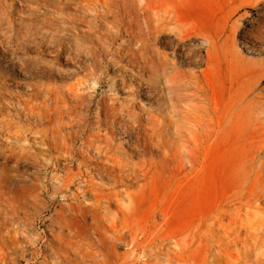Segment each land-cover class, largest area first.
<instances>
[{"label": "rangeland", "instance_id": "obj_1", "mask_svg": "<svg viewBox=\"0 0 264 264\" xmlns=\"http://www.w3.org/2000/svg\"><path fill=\"white\" fill-rule=\"evenodd\" d=\"M59 1L62 4V9L57 11L43 6L28 15L29 11L24 8L22 19L19 17L18 0L14 2L1 0L2 3H0V43H3L0 47L3 48L1 51L6 53V56L0 54V102L2 99L6 98L7 100L8 98L10 102L20 103L22 108V112L16 113L15 104L12 103L10 106L6 103L7 108L0 109V118L9 120L11 124L10 131L20 133V139L16 144L8 140V142H2L0 139V149L13 146L17 147L15 151L20 152V155L28 153L23 154L18 163L13 160L4 162L0 156V172L4 169L3 174L6 182L10 188L18 190V193H23L21 200L25 202H23V208L14 212L16 213L14 216L18 215V218L13 216L14 213L11 218L8 208L5 207L6 204L3 203L5 197L0 202V221L2 220L4 224V220L9 218V221L7 218L4 225L2 221L0 222V264H222L224 260H233L239 264H249L250 262V264H264V78L258 80L259 70L263 67L261 63L264 62V51L250 52L242 45L247 39L243 38V30L249 28L255 34L262 32L258 27L260 18L264 16V0H165L170 4V7L175 6V9L173 7L168 9L175 15L161 18L165 21L164 29L158 34L153 46L158 52L166 53L169 60H174V68L181 74L197 71L204 65L189 64L183 56L172 57L168 47L172 46V43H168L169 40H173L172 36L182 35L184 32L189 35H221L220 30L227 20L223 36V39H226L222 44L224 49L218 55L215 65L210 71L209 86H211L208 91V100L204 104V107L207 108L206 111L197 108L198 111L189 112L191 111L189 107V110H185L178 106L175 91L169 90L170 84L167 81L169 79L166 80L165 76L160 77L157 81V85L162 88V100L157 96L139 98V103L134 109L135 112L144 114L147 111L148 114L151 113L154 120L157 118L164 125L160 124L162 129L166 126L168 139L165 141L164 149L168 150H165L167 154L170 153L168 157L170 165L169 162L167 163L169 166H167L166 163L157 160V154L149 156L146 153L145 155L150 157L148 159L144 153L133 152L130 150V148L132 149L131 140L129 142L127 139V143L126 136L120 137L115 139L118 158L127 161L126 163L131 165H128L130 168H133V165L135 168L143 162L142 167L137 168H142L141 171L146 175L142 176L140 169H136L138 173L133 168L136 171H134L135 174L138 175L134 181L132 178L128 179L130 181L124 180L119 183L112 181L110 183V180L93 177L94 173L91 169H89V171L91 170L90 174H93L91 176L88 174L89 178L85 175L86 167L83 166V162L81 163V157L75 156V153L81 148L83 151L80 150L78 153L88 151L91 154L86 153L87 156L96 157L95 153L85 146V143L83 145L84 134V138H86V135L95 129L88 121L89 127L92 128L87 127L86 132L84 128L79 137L73 134L77 126L74 125V121H79L78 118H80H76L78 114L75 113L82 111L81 108L78 112L76 111L79 107L75 100L77 95H85L86 99L90 95L91 97L89 96L88 99L90 115L88 116L92 117L91 114L97 102L108 104L111 95L118 99H126L125 88H118L122 89V92L118 90L113 94L110 82L116 80L119 73L113 64L105 66L102 75L98 69L95 76L85 77L90 71V46L98 51L101 55L100 58L105 60L108 56L103 54L96 37L93 39L86 36L85 23L71 20L83 14V10L80 8L81 0ZM159 1L162 0H129L130 4L133 2L132 7L128 2H126V6L129 4L127 8L138 17L140 28L139 25L134 27V22H128V17H126V22L132 24V29L134 28L135 31L139 29L143 31L145 29L143 27L153 28V25L159 21L157 22L155 18L154 21L152 20L153 22L151 21V17L155 16L151 15L150 10L148 9L150 13L147 10L143 12V8L141 13L137 11L144 4L149 7H159ZM141 4L142 6H140ZM235 8V12L229 14ZM97 10L100 9L95 6V11L98 12ZM97 14H101V11ZM241 14H245V20L240 19ZM144 17L149 20H144ZM178 18L179 20H177ZM101 19L98 18L96 22L95 35H109V31L115 34L116 22L110 16ZM232 23L238 24L239 31L233 41L231 35H228ZM254 25L259 26H255V28ZM143 32H147L146 29ZM120 33V35L123 34L122 31ZM191 43H200L199 36H195ZM255 44L259 45L260 43L255 42ZM12 50L16 53L15 58H11L9 55ZM203 55L204 51L202 50L200 56L203 57ZM11 60L12 64L9 63ZM166 76L168 77L167 74ZM94 78H98L97 83H94ZM79 79L86 80L82 84L80 82L79 86L76 84ZM72 92L73 95H71ZM74 92H77L76 95ZM71 96H74L75 99L71 100ZM168 96H172L173 99L169 100ZM192 104L196 107L195 105L199 106L201 102L195 100ZM67 109L68 112L71 110L69 113L67 112L71 113L70 115L66 114ZM23 111L26 118L23 117L24 114H21ZM197 112L200 118H197V114L194 115ZM31 113L34 115L32 116ZM15 114H18V117ZM28 120L29 122H27ZM204 120L207 121L206 124ZM54 121L55 123H53ZM217 122L220 127L218 124L216 125ZM47 125L50 126L47 127ZM51 127H55L54 131L57 134H54ZM64 128L67 130L65 131ZM72 129L74 130L71 131ZM44 133L49 135L51 140L55 139L56 142L51 141L49 136L44 138L46 137ZM59 133L60 135H58ZM66 133H71L72 137L74 136L71 142L74 145L69 143ZM54 135L56 138L58 135V138L56 139ZM208 135H212V137L209 139ZM204 138L207 141L203 140ZM61 140L66 141L69 146L72 145L71 149L74 151L71 157H67L61 152V147H63ZM194 140L198 144L201 143L200 147L205 148L207 156L210 155L211 159L207 157L210 161H206L209 166H205L208 168H205V173H207L205 178L200 179L201 181L193 186L194 171L189 168L186 158L187 154L194 149L193 146L196 143ZM206 144L211 146L210 151L208 150L210 146L208 147ZM57 145L60 146V149ZM82 145L86 148H83ZM19 147L23 150H18ZM53 148L54 150H52ZM179 153H181L183 164L181 166L183 167H180V172H174L172 175L171 171L175 170L174 164L177 161L176 155ZM53 155L54 157L51 159ZM58 157L59 159H57ZM149 160L150 162H148ZM151 161L152 164L149 165ZM153 165L155 166L153 167ZM164 165L167 166V169ZM147 167L150 170L147 169L146 172ZM164 172L166 175L168 173V176ZM79 175H83V177ZM72 179L74 180L72 181ZM252 183L254 186L252 193L260 191V194L258 203L256 202L254 205L249 203L252 205L249 208V204L245 202L243 196L248 194ZM87 185L91 187L90 190ZM195 186L199 187V190L197 187L194 188ZM202 187L203 190H201ZM26 189H30V191ZM61 189L62 191H59ZM78 189L80 190L78 191ZM32 191L34 194L31 193ZM28 192L30 193L28 194ZM25 195L29 197L28 201H25V197L23 198ZM62 195L68 197L63 199ZM101 195L112 196L118 201H116L117 205L111 204L110 211H107L109 213L94 207V199ZM236 195L241 197V201L235 200ZM33 198H36L35 201L38 200V202H35ZM90 202L93 203V206ZM81 204H87L88 207L91 205L90 214L87 212L82 215L84 206L80 208ZM63 208L67 210L64 211ZM22 209H25L24 215ZM76 209H79L81 214L75 211ZM92 212L95 215H91ZM122 212L124 213L122 214ZM55 215H59V217L63 215L64 219L61 217L59 219L58 216L54 219ZM14 219H17V222ZM58 223L62 225L59 226Z\"/></svg>", "mask_w": 264, "mask_h": 264}, {"label": "bare ground", "instance_id": "obj_2", "mask_svg": "<svg viewBox=\"0 0 264 264\" xmlns=\"http://www.w3.org/2000/svg\"><path fill=\"white\" fill-rule=\"evenodd\" d=\"M10 2H14L15 0H9ZM17 1V0H16ZM19 2V5L20 7L18 8V12H19V17L22 19L23 17V10L24 8L27 9L29 11V14L28 15H31L32 12H34L35 10L38 11V9L41 7H49V9L51 10H54V11H57V10H60L62 9V4L61 2L58 0L56 1H51V0H18ZM146 1V0H145ZM126 2L129 3V0L126 1V0H81L80 1V8L83 10V14L80 16V17H77V18H72L71 20L75 21V22H78V23H85L86 24V31H87V37L88 38H93L96 37V40L98 41V45L100 46L101 50H103V54L108 56L107 59H102L100 58L101 55L98 53V51H95L93 47H89V52H90V59H91V64H90V71L87 73V75L85 77H92V76H95L96 72L98 71V69H100V74L102 75L103 74V70L105 68V66H108L109 64H113L115 65L119 71L118 73V76H117V79L116 80H112L110 83L112 85V92L113 94L116 93L118 90L122 92V89H118V88H125L124 92L126 93V99L124 98H116L114 95H111L109 98H110V101L108 104H104L103 102L99 101L95 104V107H94V111L92 112V117L91 116H88L90 115V101L88 100L89 99V96L86 97L88 99H86L83 95H77V97L75 96L76 93L78 92H74L75 93V97H76V104L78 105L79 109L76 111L78 112L81 108V112L79 111V113H75V114H78L77 117H80L78 118L79 121H74V125L76 126V130L72 129L71 131L74 130L73 134L75 136H78L81 135V133L84 131V128H85V132H86V128H90L91 126L95 129L93 130V132H89V130H87L89 133L86 135L87 137H85V134H84V137L83 139H85L83 141V145L84 143L86 144L85 146H87V148H89L93 153H95L96 157L95 158H90V155H86V153H90L88 151L85 152H82L83 150L80 148L81 153L78 151L80 150H76L77 153H75V156H80L82 161L81 163L83 162V166H85L84 168L86 169V172H85V175L87 176L88 174H90V171L92 170V172L94 173L93 177L96 176L97 178H99L100 180L101 179H104V180H110L109 182L111 183L112 182H122L124 180H127V181H130L128 179H132L133 178V181H134V178L137 177L138 175L135 174V172L137 171L136 169H140V168H137V167H142V163H140L141 165L137 166L134 168V165H133V168L136 170H134L133 168H130L129 166H131L129 163H126L127 161L123 160V159H120L118 158V156L116 155V149L117 147H115V139H118L120 137H124L126 136V142L128 143L127 139L131 140V147L132 149L130 148V150H133L134 151H139L141 153H144V155L147 153L149 154V156H152L151 154H157L156 156H158V159L160 162L162 163H166L167 166L170 165V162L168 161V157L170 156V153L168 152V154L166 153V149L165 148V144H166V139H168L167 137V131L165 129V127H163L164 129L161 128V123L157 120H154L152 117H151V113L148 114L149 112L145 111L144 114H137L135 112V108L137 106V104L139 103V98L140 97H152V96H157L159 97L161 100H162V93H161V90L162 88H160L158 85H157V81L160 77H164L165 76V79L167 80V78L169 80V90H174L175 91V95H176V98L177 99V103H178V106H181L183 107L185 110H189L188 107L191 109V111L189 112H196V110L198 111L197 108H200L199 110H203V111H206V107H204V104L205 102L208 100V95H209V90H210V86H209V83H210V79H209V76H210V71L212 70V68L214 67L215 65V61L217 60L218 58V55H220L223 51V42L226 38L223 39V36L225 34V31H226V27H227V20L225 22V24L223 25V27L221 28L220 30V33L221 35H189L188 33H185L182 34V35H174L172 36L173 37V40H169L168 43H172V46H168L170 48V55L172 57L174 56H183L186 60L187 63L189 64H194L196 66H198L199 64H202L204 65L203 68L197 70V71H192V72H187L185 74H181L179 70L175 69L174 68V60H169L168 57H167V54L166 53H161V52H158L155 48H154V43L156 42V38L159 36L158 34H160L162 32V29H164V25H165V21L164 19H161V18H166V17H169V15H173L174 12H171L170 10H168L169 8H174L175 9V6L172 5L170 7V4H168V2H166L165 0H162V1H159V7H156V6H152V7H149L147 6V4L143 7L140 8L139 11H137L138 13L141 11V9L143 8V12H145L148 9L150 10V12L152 13L151 15L155 16V17H151V21L155 18L156 21L158 23H155L153 25V28H146V27H143L146 29L147 32H143L145 31V29L142 31V29H139L140 28V25L138 24V21H137V18L135 13H133L130 9L127 8V6L130 4H128L126 6ZM156 2V1H155ZM0 3L1 0H0ZM133 2H131L132 4ZM149 3V1H148ZM151 3V2H150ZM12 4V3H11ZM130 4V6H131ZM143 4V3H142ZM142 4L140 6H142ZM133 5V4H132ZM95 6H98L99 7V11H101V14H97L98 12L95 11ZM132 7V6H131ZM147 8V9H146ZM173 9V11H174ZM264 9V8H263ZM236 10V8L231 11L229 14H232L234 13ZM136 12V11H135ZM142 12V13H143ZM149 12V13H150ZM176 12V11H175ZM136 13V14H138ZM141 13V12H140ZM160 13V14H158ZM18 14V13H17ZM177 14V12H176ZM27 15V14H26ZM175 15V14H174ZM242 15V14H241ZM264 15V14H263ZM107 16H110V18H112L115 22H116V32L115 34L113 32H108L109 35H95L96 33V30H95V27H96V22L98 21V18L101 19V18H106ZM144 16V15H143ZM142 16V17H143ZM148 16V15H147ZM250 16V15H249ZM248 16V17H249ZM71 17V16H70ZM101 17V18H100ZM128 17V19L126 18ZM177 17H178V14H177ZM245 14H243L240 19L242 20H245ZM128 20V22H134L135 23V26L134 27H138L139 25V30L135 31L132 29V24L130 23H127L126 21ZM102 20V19H101ZM144 20H147L145 17H144ZM149 20V19H148ZM147 20V21H148ZM175 20V19H174ZM179 20V18L177 19ZM249 20V19H248ZM254 20V19H253ZM252 20V21H253ZM140 21V19H139ZM154 21V20H153ZM152 21V22H153ZM114 22V23H115ZM146 22V21H145ZM167 22V21H166ZM254 22V21H253ZM260 22V26L259 25H254V27H258V29L260 28L262 30V32H259L257 34L255 33H252L251 29L249 30L248 29H245L242 31L243 33V38H247L246 39V42L243 43L242 45H244V47H246V49L248 51H256V50H259V51H264V16H262V18H260L259 20ZM259 22H255V23H259ZM144 23V22H143ZM149 23V22H148ZM146 23V24H148ZM120 25V26H119ZM122 25V27H121ZM149 25V24H148ZM146 25V26H148ZM251 25V24H249ZM145 26V25H144ZM150 27V25H149ZM166 27V26H165ZM229 27V25H228ZM255 27V28H256ZM169 28V27H168ZM253 28V27H251ZM84 29V28H83ZM240 29V28H239ZM124 34L120 35L121 32ZM229 32V33H228ZM228 35H231V38H232V41L234 40L235 38V35H237L239 33L238 31V24L236 23H232L230 25V28L228 30ZM255 32V31H254ZM152 34V35H151ZM154 34V35H153ZM195 36H199L200 38V43L198 44H192L191 41L195 39ZM168 39V38H167ZM245 40V39H243ZM175 42V43H174ZM187 42V43H185ZM255 42H258L260 43L259 45H256ZM174 43V44H173ZM226 43V42H225ZM3 44V43H2ZM2 44L0 43V46H2ZM167 44V43H166ZM248 44V45H247ZM165 45V44H164ZM3 48L0 47V54L3 55V56H6V53L2 52ZM227 49V48H226ZM204 51V55L203 57L200 56V52L201 51ZM101 53V52H100ZM8 55V54H7ZM11 58H15L16 57V53L12 50L11 51V54H9ZM229 56V55H228ZM98 58V59H96ZM175 58V57H174ZM179 60V59H178ZM184 60V59H183ZM182 61V60H181ZM9 62V61H8ZM176 62V60H175ZM184 62V61H183ZM9 63H13L12 60L9 62ZM178 63V62H177ZM180 63V62H179ZM104 64V65H103ZM261 65H263V67L259 70V73H258V80H262L264 78V62L261 63ZM259 67V66H258ZM108 68V67H107ZM168 75V77L166 76V74ZM165 74V75H164ZM100 75V76H101ZM106 77V76H105ZM104 78V77H103ZM82 80V78H80ZM77 80V85L80 83L82 84V82H85L86 79H83V81L81 80ZM95 81H98L97 79L98 78H94ZM88 81V80H87ZM86 81V82H87ZM108 81V80H107ZM97 83V82H96ZM79 84V86H80ZM78 86V87H79ZM74 87V86H73ZM212 88V87H211ZM79 90V89H78ZM76 91V90H75ZM69 94V93H68ZM80 94V93H79ZM71 95H73V92L71 93ZM74 96L71 98L72 99H75ZM173 96V95H172ZM172 96H168V99L172 100L173 97ZM91 97V96H90ZM68 98V97H67ZM148 99V98H147ZM195 100H198L199 102H201V105L199 104L198 105H195L196 107H194L192 104L193 101ZM74 101V100H73ZM72 101V102H73ZM10 105V104H15L16 109L17 111H15L16 113H19L20 111L22 112V108H21V105L20 103H16V102H10L9 99L5 98V100H1L0 102V109L1 108H4L6 107L7 108V104ZM74 103V102H73ZM75 104V103H74ZM74 104H71V105H74ZM198 104V103H197ZM76 105V106H77ZM11 106V105H10ZM75 106V107H76ZM141 106V105H140ZM214 108V107H213ZM71 109V108H69ZM75 110V109H74ZM193 110V111H192ZM215 110V109H214ZM66 111V110H65ZM71 111V110H70ZM69 111V112H70ZM209 111V110H208ZM216 111V110H215ZM68 112V109L66 111V114L67 115H70L67 113ZM143 112V111H141ZM147 112V113H146ZM64 113V112H63ZM23 115V117L26 118V114L24 113H21ZM32 114V113H31ZM45 114H48V113H45ZM65 114V113H64ZM182 114V113H181ZM190 114V113H189ZM197 114L198 116V112L197 113H194V115ZM34 114H32L33 116ZM52 115V114H51ZM209 115V114H207ZM16 117H18V114L16 115ZM20 116V115H19ZM31 116V117H32ZM38 116V115H37ZM46 116V115H45ZM44 116V118H45ZM48 116V115H47ZM53 117H56L54 115H52ZM75 116V115H74ZM161 116V115H160ZM21 117V116H20ZM28 117V116H27ZM39 117V116H38ZM43 117V116H42ZM50 117V116H49ZM52 117V118H53ZM69 117V116H68ZM72 117V116H71ZM125 117V119H124ZM210 117V116H208ZM217 117V116H216ZM221 117V116H220ZM41 118V117H40ZM51 118V117H50ZM58 118V116H57ZM75 118V117H74ZM73 118V119H74ZM197 118H200L199 116ZM196 118V119H197ZM34 119V118H33ZM39 119V118H38ZM194 119V118H193ZM11 120V119H10ZM26 120V119H25ZM32 120V119H31ZM35 120V119H34ZM45 120V119H44ZM43 120V121H44ZM59 120V119H58ZM57 120V121H58ZM77 120V119H75ZM207 120V119H206ZM39 121V120H37ZM42 122V120H40ZM72 121V123H73ZM90 121L91 123V126L89 127V122ZM158 121V122H157ZM195 121V119H194ZM217 121V119H216ZM29 122V120L27 121ZM36 122V121H35ZM45 122V121H44ZM47 122V121H46ZM60 123V120L58 121ZM198 123L200 122L197 121ZM205 124L207 121H205ZM221 122V121H220ZM43 123V122H42ZM55 123V121L53 122ZM52 123V124H53ZM69 123V121H68ZM71 123V122H70ZM71 123V125H72ZM48 124V122H47ZM161 124V125H160ZM204 124V125H205ZM218 124V122L216 123V125ZM10 122L9 120H2L0 118V139H2V142H12L13 144H16L18 141H19V135L20 133H17V132H11L10 131ZM45 125V124H44ZM56 125H59V124H56ZM55 125V126H56ZM64 125V124H63ZM50 125H47V127H49ZM61 126V125H60ZM159 126V127H158ZM164 126V125H162ZM209 126V125H207ZM218 126L220 127V124H218ZM65 127H66V124H65ZM71 127V126H70ZM73 127V125H72ZM91 127V128H92ZM168 127V125H167ZM218 127V129H219ZM53 128V127H51ZM55 128V127H54ZM54 128H53V131H54ZM57 129H59L58 127H56ZM63 128V126H62ZM157 128V129H156ZM161 128V129H160ZM47 129V128H46ZM49 129V128H48ZM47 129V130H48ZM65 129V128H64ZM63 129V131H64ZM67 129H68V126H67ZM65 129V131L67 130ZM70 129V128H69ZM207 129V128H206ZM209 129V128H208ZM207 129V130H208ZM217 129V130H218ZM50 130V129H49ZM198 130V129H197ZM57 131V130H56ZM61 131V130H60ZM64 131V132H65ZM69 131V130H68ZM210 131V130H209ZM220 131V130H219ZM214 132V131H213ZM212 132V133H213ZM48 133V132H47ZM51 133V132H49ZM60 133H63V132H60ZM60 133L58 135H60ZM203 133V132H201ZM45 134V133H44ZM54 134H57L55 131H54ZM211 134V133H210ZM52 135V133L50 134ZM58 135H57V138H58ZM46 136V137H44ZM44 138H48L47 134H45ZM56 135H54L55 137ZM65 136V135H64ZM66 136H67V140L69 141V143H71L73 141V137H72V134L71 133H66ZM65 136V138H66ZM207 136V135H206ZM209 136V135H208ZM60 137V136H59ZM81 137V136H80ZM192 137V136H191ZM212 137V135H210L208 138L210 139ZM56 138V137H55ZM56 138V139H57ZM76 138V137H75ZM74 138V139H75ZM221 138V137H220ZM223 138V137H222ZM41 139V137H40ZM49 139H50V136H49ZM63 139V138H61ZM77 139V138H76ZM82 139V138H81ZM82 139V140H83ZM198 139V138H197ZM208 139V140H209ZM215 139V138H214ZM8 140V141H7ZM41 140L44 141V139L42 138ZM48 140V139H47ZM51 140V139H50ZM81 140V141H82ZM205 141H207V139H203ZM216 140V139H215ZM214 140V141H215ZM51 141H55V139L51 140ZM60 141V140H59ZM63 142V140H61ZM76 141V140H75ZM49 142V141H48ZM170 142V141H168ZM196 142V143H195ZM57 143H58V140H57ZM56 143V144H57ZM82 144V142H80ZM194 149L191 150L190 153L187 154V162H188V165H189V168H191L193 171H194V176H193V181H194V184L193 182L191 183V185L193 184L194 185H197V183L199 181H201L200 179H203L205 178L206 174L205 173V166H209V164L207 163L208 161H210L211 159V156H207V153H206V150L205 148L203 147H200L202 146L201 143H199V139H198V143L196 140H194ZM207 143V142H206ZM209 143V142H208ZM222 143V142H221ZM43 144V143H42ZM46 144V143H45ZM51 144V143H50ZM72 145H74V143H71ZM70 144V145H71ZM130 144V143H129ZM203 144V143H202ZM49 145V144H48ZM68 144L66 143V141H64L62 143V146L61 147V152H63L64 155H66L67 157H71L73 155V151L71 149V146H67ZM82 145V146H83ZM207 145V144H206ZM205 145V146H206ZM56 147V145H54ZM52 146V147H54ZM58 146V145H57ZM129 146V145H128ZM208 147L210 146L209 144L207 145ZM215 146V145H214ZM13 146H9L8 148H2L0 149V156L3 158L4 162L6 161H15L16 163H18V161H20V158L23 154H28L27 152L23 153L22 155H20V152H17L15 151V149L17 147H13ZM50 147V146H49ZM213 147V146H212ZM58 148L60 149V146H58ZM57 148V149H58ZM73 148V147H72ZM83 148H86L83 146ZM182 148V146H181ZM21 149V150H20ZM50 149V148H49ZM56 149V150H57ZM78 149V148H77ZM211 149V146L210 148H208V150ZM18 150L22 151L23 149L21 147L18 148ZM48 150V149H47ZM54 150V148L52 149ZM85 150V149H84ZM166 150V151H165ZM177 150H179L177 148ZM207 150V151H208ZM222 150V149H221ZM189 151V150H188ZM187 151V152H188ZM210 151V150H209ZM53 152V151H52ZM55 152V151H54ZM59 153H61L59 150H58ZM56 152V153H58ZM22 153V152H21ZM55 153V154H56ZM54 154V153H52ZM91 154V153H90ZM167 154V155H166ZM180 154V155H179ZM176 155V159L177 161L175 162V159H174V169L175 170H172V175H174L173 173L174 172H177L179 171V169L181 170L180 167H183L181 165L182 164V159H181V153H179ZM60 155V154H59ZM174 155V154H173ZM172 155V157H173ZM49 156V155H48ZM65 156V157H66ZM74 156V157H75ZM147 156V155H145ZM23 157V156H22ZM54 155L51 157V159H53ZM66 157V158H67ZM79 157V158H80ZM89 157V158H87ZM155 157V156H153ZM152 157V158H153ZM207 157H209L210 159H207ZM25 158V157H24ZM61 158V157H60ZM90 162H88L89 160ZM148 158V156H147ZM171 158V157H170ZM185 158V157H184ZM1 159V158H0ZM22 159V158H21ZM49 159V160H51ZM59 159V157L57 158ZM63 159V158H61ZM71 159V158H70ZM150 159V157L148 158ZM173 160V159H171ZM208 160V161H207ZM207 161V162H206ZM212 161V160H211ZM3 162V161H2ZM53 162V161H52ZM80 162V160H79ZM150 162V160L148 161ZM158 162V161H157ZM169 162V165L167 164ZM172 162V161H171ZM162 163H160L161 165H163ZM207 163V164H206ZM55 164V163H54ZM152 164V161L151 163H149V165ZM155 164V163H154ZM211 164V163H210ZM15 165V163H14ZM81 165V164H80ZM129 165V166H128ZM159 165V164H158ZM17 166V165H16ZM152 166V165H151ZM155 165H153L154 167ZM165 166V165H164ZM165 166V168L167 167ZM173 166V165H172ZM79 167V166H78ZM149 167V166H148ZM146 168V172H147V169L150 170V168ZM80 168V167H79ZM83 168V170H85ZM152 168V167H151ZM158 168V167H157ZM163 167V169H165ZM89 169H91L89 171ZM162 169V171H163ZM167 169V168H166ZM165 169V170H166ZM173 169V168H172ZM208 169V168H207ZM7 170V169H6ZM142 170V168L140 169V171ZM164 170V171H165ZM171 170V169H170ZM3 171L4 169H2V171L0 172V202L3 201L2 198L5 197V200H4V204L6 208H8V211L10 212L11 214V218H12V214L15 212V210L19 211L22 207L23 204V200H21V197H22V194L23 193H18L14 188H10L9 184L6 182V179H5V176L3 174ZM135 171V172H134ZM145 171V170H144ZM156 171V170H154ZM192 171V172H193ZM242 171V170H241ZM82 172V171H81ZM138 172V171H137ZM168 172H169V167H168ZM170 172V173H171ZM180 172V171H179ZM91 173V174H93ZM139 173V172H138ZM137 173V174H138ZM165 175H166V172H164ZM233 173V172H232ZM83 174V173H81ZM90 174V176H91ZM142 176L145 177L146 173L141 171L140 173ZM236 174V173H235ZM170 175V176H172ZM209 175V174H208ZM242 175V174H241ZM79 176H82L83 175H79ZM168 176V173L167 175ZM165 176V177H166ZM177 176V175H176ZM236 176V175H235ZM70 177V176H69ZM88 177V176H87ZM95 177V178H96ZM141 177V176H140ZM143 177V178H144ZM152 177V176H151ZM163 177V176H162ZM174 177V176H173ZM233 177H234V174H233ZM238 177V176H237ZM236 177V178H237ZM71 178V177H70ZM70 178H67V179H70ZM89 178V177H88ZM142 178V177H141ZM140 178V179H141ZM171 178V177H169ZM178 178V177H176ZM66 180V178H64ZM91 179V177H90ZM89 179V180H90ZM64 180V181H65ZM74 179H72L73 181ZM83 180V178H82ZM88 180V182H89ZM94 180V179H93ZM189 180V178H188ZM71 181V180H70ZM103 181V180H102ZM192 181V180H191ZM203 181V180H202ZM67 182V180L65 181ZM84 182V180H83ZM189 182V181H188ZM206 182V181H205ZM236 182V181H235ZM71 183H74V182H71ZM87 183V182H86ZM103 183H105L103 181ZM116 183V184H117ZM124 183V182H123ZM232 183V182H231ZM13 184V183H12ZM59 184V182H58ZM205 184V183H204ZM35 185V184H34ZM62 185V184H60ZM72 185V184H71ZM70 185V186H71ZM85 185V184H84ZM83 185V186H84ZM90 185V184H89ZM178 185V184H177ZM63 186V185H62ZM67 186V185H66ZM88 186V185H87ZM86 186V187H87ZM119 186V185H118ZM198 186H201V185H198ZM205 186V185H204ZM203 186V187H204ZM69 187V186H68ZM85 187V189H86ZM99 187V186H97ZM197 186H195L194 188H196ZM203 187L201 188V190H203ZM253 183H252V188L248 190V194H244L245 196L244 197V200L246 203H251V204H255L257 201H258V197H259V194H260V191L258 192H254L252 193V191H254V188H253ZM4 188V189H3ZM31 188V187H30ZM88 189L91 188V187H87ZM192 188V186H191ZM240 188V187H239ZM32 189H35L32 187ZM83 190V188H81ZM87 189V191H88ZM94 190V188H92ZM91 189V192L93 191ZM20 190V189H19ZM27 191H30V189H26ZM38 191V189H36ZM42 190V189H41ZM40 190V191H41ZM56 190L58 191V189L56 188ZM70 190V189H69ZM80 189H78L79 191ZM90 190V189H89ZM126 190V188H125ZM195 190V189H194ZM197 190H199V187H197ZM55 191V190H54ZM59 191H62L59 190ZM67 191V190H66ZM105 192L107 190H104ZM192 191V189H191ZM196 191V190H195ZM36 192V191H35ZM43 192V191H42ZM70 192V191H69ZM68 192V193H69ZM83 192H85V190H83ZM118 192V191H116ZM193 192V191H192ZM202 192V191H201ZM18 194V195H15V194ZM30 192H28L29 194ZM32 194L33 191L31 192ZM56 193V192H55ZM59 193V192H58ZM64 193V192H63ZM67 193V194H68ZM74 193V192H73ZM75 193H76V196H77V191L75 189ZM74 193V194H75ZM90 193V192H89ZM93 193V192H92ZM113 193H115L113 191ZM126 193V192H125ZM199 193V191H198ZM225 193V192H224ZM223 193V194H224ZM8 194H10V196H7ZM27 194V195H28ZM31 194V195H32ZM35 194H39V193H35ZM65 194V193H64ZM71 194V193H70ZM73 194V195H74ZM94 194V193H93ZM97 194V192H96ZM111 194V193H110ZM119 194V193H118ZM128 194V193H127ZM126 194V195H127ZM197 194V193H196ZM90 195V194H89ZM112 195V194H111ZM117 195V193H116ZM115 195V196H116ZM120 195V194H119ZM125 195V194H124ZM129 195V194H128ZM127 195V196H128ZM35 196V195H34ZM63 196V199L64 197H68L66 195H62ZM87 196V194L85 193V197ZM97 197V195H95ZM113 196V195H112ZM112 196H103L101 195V197H98V198H95L94 199V207H97V210L98 208H101L103 210H105L106 212L109 210L111 204H116V199H113ZM114 196V197H115ZM193 196H194V193H193ZM192 196V197H193ZM261 196V195H260ZM25 197V201L27 200V198H29L28 196H23V198ZM33 197V195L31 196ZM37 197V195H36ZM72 197V196H71ZM75 197V196H74ZM84 197V196H82ZM91 197H94V195H91ZM118 197V196H117ZM195 197V196H194ZM193 197V198H194ZM216 197V195H215ZM34 201L36 198H33ZM76 199V198H75ZM93 199V198H92ZM30 200V199H29ZM66 200V199H65ZM77 200V199H76ZM75 200V201H76ZM196 200V199H194ZM235 200L237 201H241V197L240 196H235ZM28 201V200H27ZM84 201V200H83ZM87 201V200H86ZM216 201V200H215ZM263 201V200H262ZM35 202H38L35 201ZM78 202V201H77ZM93 202V201H92ZM118 202V201H117ZM2 203V204H3ZM25 203V202H24ZM34 203V202H33ZM75 203V202H74ZM73 203V205H74ZM88 203V202H87ZM258 203V202H257ZM32 204V203H31ZM71 204V203H69ZM68 204V205H69ZM78 204H80L78 202ZM91 204V202H90ZM113 204V205H114ZM247 204V205H248ZM251 204H249V208L250 206H252ZM43 205V204H41ZM61 205V204H60ZM72 205V204H71ZM76 205V204H75ZM89 205V204H88ZM93 206V203L91 204ZM90 205V207H91ZM117 205V204H116ZM235 205V204H234ZM246 205V206H247ZM33 206V204L31 205ZM49 206V205H48ZM64 206V205H62ZM83 207V211H82V215H84L85 213H89L90 214V210L86 205H82L81 204V207ZM241 206V205H240ZM256 206V205H255ZM45 207V206H44ZM72 207V206H71ZM70 207V208H71ZM92 207V208H94ZM20 208V209H19ZM23 208V207H22ZM42 208V206H41ZM57 208V207H56ZM65 208V207H64ZM63 208V210H64ZM79 208V206H78ZM201 208V207H200ZM240 208V207H239ZM246 208V207H245ZM207 209V208H206ZM6 210V209H5ZM22 214L24 215V210L25 209H22ZM58 210V209H57ZM61 210V209H59ZM67 209H65L64 211H66ZM79 210V209H78ZM77 209L75 211H78ZM95 210V209H94ZM102 210V211H103ZM229 210V209H228ZM235 210V209H234ZM16 211V212H17ZM69 211V210H68ZM71 211V210H70ZM110 211V210H109ZM117 211V210H116ZM249 211V210H248ZM1 212V211H0ZM72 212V211H71ZM74 212V211H73ZM104 212V211H103ZM26 213V212H25ZM28 213V212H27ZM57 213V211H56ZM58 213H60L58 211ZM76 213V212H75ZM79 214H81V212L78 211ZM77 213V214H78ZM93 213V212H92ZM109 213V212H107ZM124 212H122L123 214ZM161 213V212H159ZM163 213V212H162ZM165 213V212H164ZM202 213V212H201ZM239 213V212H238ZM9 214V216H10ZM16 213L13 214V216L15 215ZM105 214V213H104ZM221 214V213H220ZM91 215H95L94 213L91 214ZM164 215V214H163ZM1 216V215H0ZM29 216V215H27ZM59 215H55L54 216V219L55 217ZM63 216V215H62ZM61 219H64V217ZM81 216V215H80ZM108 216V215H106ZM233 216V215H232ZM15 217V216H14ZM16 217L18 218V215H16ZM15 217V218H16ZM59 217V219H60ZM83 217V216H82ZM91 217V216H90ZM156 217V216H155ZM162 217V216H161ZM216 217V216H214ZM6 218V217H5ZM8 218V217H7ZM7 218L6 220H4L3 216H2V219L6 222L7 221ZM27 218V217H26ZM231 218V217H230ZM234 218V217H233ZM236 218V217H235ZM93 219V218H92ZM91 219V220H92ZM253 219V217H252ZM16 220L17 222V219H14ZM83 220V219H82ZM95 220V218H94ZM166 220V218H165ZM224 220V219H223ZM2 221V220H1ZM0 221V222H1ZM8 221H9V218H8ZM24 221V220H23ZM26 221V220H25ZM93 221V220H92ZM96 221V220H95ZM94 221V222H95ZM263 221V220H262ZM261 221V222H262ZM4 222V224H5ZM12 222V221H11ZM16 222H15V225H16ZM57 222V220H56ZM59 222V221H58ZM63 222V220H62ZM93 222V223H94ZM211 222V221H210ZM260 222V224H261ZM209 223V222H208ZM222 223V222H221ZM2 224H3V221H2ZM3 224V225H4ZM19 224V223H17ZM59 224V223H58ZM211 224V223H209ZM255 224V223H254ZM1 225V223H0ZM62 225V224H61ZM59 224V226H61ZM208 225V224H207ZM6 226V225H5ZM58 226V225H57ZM17 227V226H16ZM213 228V226H212ZM261 228V227H260ZM219 230V229H218ZM226 232V231H224ZM223 232V235L225 234ZM212 234V233H211ZM210 234V235H211ZM256 237V236H255ZM222 238V237H221ZM259 238V237H258ZM219 239V238H218ZM264 239V238H263ZM215 240V239H214ZM217 241V239H216ZM219 241V240H218ZM262 241V240H261ZM216 246L218 247V244H216ZM182 251V250H181ZM184 252V251H183ZM188 256V255H187ZM189 258V256H188ZM225 259V258H224ZM221 262V261H220ZM236 261H233V260H224V262L222 264H239L238 262ZM246 262V261H245ZM214 263V262H212ZM251 263V262H250ZM249 263V264H250ZM211 264V263H209ZM215 264V263H214ZM245 264V263H243ZM247 264V263H246ZM253 264V263H252Z\"/></svg>", "mask_w": 264, "mask_h": 264}]
</instances>
